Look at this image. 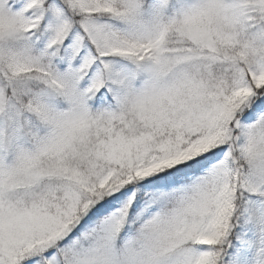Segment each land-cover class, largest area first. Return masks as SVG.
Returning <instances> with one entry per match:
<instances>
[{
	"label": "snow or ice",
	"instance_id": "6c2138e0",
	"mask_svg": "<svg viewBox=\"0 0 264 264\" xmlns=\"http://www.w3.org/2000/svg\"><path fill=\"white\" fill-rule=\"evenodd\" d=\"M0 264H264V0H0Z\"/></svg>",
	"mask_w": 264,
	"mask_h": 264
}]
</instances>
